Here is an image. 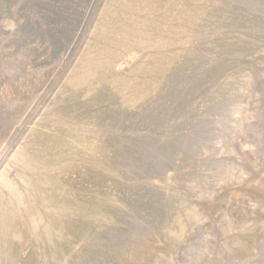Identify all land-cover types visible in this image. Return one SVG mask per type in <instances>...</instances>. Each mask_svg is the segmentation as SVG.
<instances>
[{
  "label": "rangeland",
  "instance_id": "1",
  "mask_svg": "<svg viewBox=\"0 0 264 264\" xmlns=\"http://www.w3.org/2000/svg\"><path fill=\"white\" fill-rule=\"evenodd\" d=\"M0 264H264V0H0Z\"/></svg>",
  "mask_w": 264,
  "mask_h": 264
}]
</instances>
